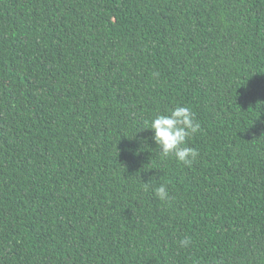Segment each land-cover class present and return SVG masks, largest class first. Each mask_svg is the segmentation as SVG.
<instances>
[{
	"label": "trees",
	"instance_id": "obj_1",
	"mask_svg": "<svg viewBox=\"0 0 264 264\" xmlns=\"http://www.w3.org/2000/svg\"><path fill=\"white\" fill-rule=\"evenodd\" d=\"M0 264H264V0H0Z\"/></svg>",
	"mask_w": 264,
	"mask_h": 264
},
{
	"label": "clouds",
	"instance_id": "obj_2",
	"mask_svg": "<svg viewBox=\"0 0 264 264\" xmlns=\"http://www.w3.org/2000/svg\"><path fill=\"white\" fill-rule=\"evenodd\" d=\"M141 129H148L152 132L151 139L159 149L158 153L162 158H172L189 167L197 160L199 152L188 146V141L200 131L201 125L195 119V114L190 107L176 106L166 113L157 114L147 127ZM142 184L147 189L155 185V180L150 177ZM154 193L161 201L170 199L168 188L163 183L154 187ZM189 243L188 238L180 242L182 247Z\"/></svg>",
	"mask_w": 264,
	"mask_h": 264
}]
</instances>
